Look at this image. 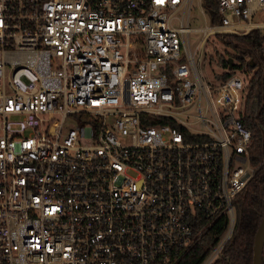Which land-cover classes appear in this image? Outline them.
Listing matches in <instances>:
<instances>
[{"label": "built area", "instance_id": "obj_1", "mask_svg": "<svg viewBox=\"0 0 264 264\" xmlns=\"http://www.w3.org/2000/svg\"><path fill=\"white\" fill-rule=\"evenodd\" d=\"M215 1L217 22L202 0H0V264H175L222 223L198 264L220 254L249 75L200 48L257 29L263 57L264 0Z\"/></svg>", "mask_w": 264, "mask_h": 264}, {"label": "trees", "instance_id": "obj_2", "mask_svg": "<svg viewBox=\"0 0 264 264\" xmlns=\"http://www.w3.org/2000/svg\"><path fill=\"white\" fill-rule=\"evenodd\" d=\"M210 22H217L215 0H202ZM257 29L244 35L235 33H218L215 38L232 51L227 57L217 55L220 65L243 68L247 76V89L243 106V123L249 128L251 142L248 147L249 161L253 171L244 187L234 197V226L228 242L211 264H252V246L254 235L264 217V56L260 46L262 38ZM231 57V63L228 62ZM245 58V60H244ZM224 72L221 77L228 75ZM180 129L183 127L179 126ZM223 224L219 223L213 230L200 235L196 243L181 252L175 264H198L206 250L221 235ZM260 264H264V242L260 252Z\"/></svg>", "mask_w": 264, "mask_h": 264}, {"label": "rangeland", "instance_id": "obj_3", "mask_svg": "<svg viewBox=\"0 0 264 264\" xmlns=\"http://www.w3.org/2000/svg\"><path fill=\"white\" fill-rule=\"evenodd\" d=\"M264 20V17L258 12L256 13L252 18L251 21L253 22H262ZM208 22L203 16L200 14L199 9L197 6L194 5L191 7L190 17L188 25L189 27H203ZM201 31H191L189 34V41L191 47L194 48V44L197 41V39L200 37ZM201 52V67L208 68V73L214 72L216 70H219L218 67L220 63L217 61V55L221 54L223 58L227 57L228 54L232 53V51H229L228 49H225L224 45H222L218 40L213 38L212 35L209 36L207 43L204 44L200 48ZM6 71H8V67H6ZM240 72V71H239ZM74 122L72 120H68V122L65 123V126L73 125ZM64 126V127H65Z\"/></svg>", "mask_w": 264, "mask_h": 264}, {"label": "water", "instance_id": "obj_4", "mask_svg": "<svg viewBox=\"0 0 264 264\" xmlns=\"http://www.w3.org/2000/svg\"><path fill=\"white\" fill-rule=\"evenodd\" d=\"M228 62L231 63V57H228ZM254 243L252 246V264H260V252L261 247L264 242V217L261 220V223L254 235Z\"/></svg>", "mask_w": 264, "mask_h": 264}]
</instances>
